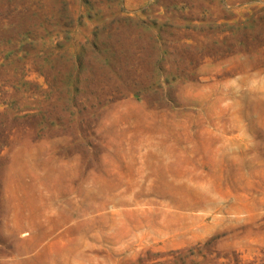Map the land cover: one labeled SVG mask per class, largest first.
<instances>
[{
    "label": "rangeland",
    "instance_id": "1",
    "mask_svg": "<svg viewBox=\"0 0 264 264\" xmlns=\"http://www.w3.org/2000/svg\"><path fill=\"white\" fill-rule=\"evenodd\" d=\"M0 264H264V0H0Z\"/></svg>",
    "mask_w": 264,
    "mask_h": 264
}]
</instances>
